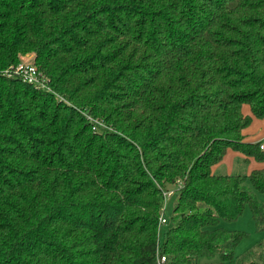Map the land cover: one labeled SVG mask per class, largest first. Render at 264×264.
<instances>
[{
	"label": "trees",
	"instance_id": "obj_1",
	"mask_svg": "<svg viewBox=\"0 0 264 264\" xmlns=\"http://www.w3.org/2000/svg\"><path fill=\"white\" fill-rule=\"evenodd\" d=\"M26 52L47 89L4 73ZM254 119L264 0H0V264H233L219 222L264 229V166L211 168L264 163Z\"/></svg>",
	"mask_w": 264,
	"mask_h": 264
},
{
	"label": "rangeland",
	"instance_id": "obj_2",
	"mask_svg": "<svg viewBox=\"0 0 264 264\" xmlns=\"http://www.w3.org/2000/svg\"><path fill=\"white\" fill-rule=\"evenodd\" d=\"M32 52L23 53L20 57V61L24 60V57L31 56ZM25 54V55H24ZM19 61V62H20ZM35 62V60H34ZM36 64V63H35ZM6 70H4L5 73ZM91 117V116H90ZM99 126L101 128H107L104 124ZM95 127V126H93ZM240 154V153H239ZM253 166V162L246 163L242 161L237 156L228 157L226 161L221 162L215 169V174H247L250 172ZM180 181L176 184H167L166 190L172 191V194L166 198L165 206L163 209L164 217L167 222L160 226L159 229L164 230L171 225L172 221L170 216L173 213V207L176 202L177 192L176 187L179 186ZM245 185L249 188L250 192L261 202H264V195L254 189L250 182L245 181ZM164 203V201H163ZM219 225L227 230H238L245 232V236L240 240V242L233 247V253L235 255V260L233 264H250V263H262L264 262V229H257L254 220L251 216L249 207L246 205L241 215L231 221L221 220ZM162 239V234L160 232V238ZM219 256L215 255L213 257H202L200 261H217Z\"/></svg>",
	"mask_w": 264,
	"mask_h": 264
},
{
	"label": "built area",
	"instance_id": "obj_3",
	"mask_svg": "<svg viewBox=\"0 0 264 264\" xmlns=\"http://www.w3.org/2000/svg\"><path fill=\"white\" fill-rule=\"evenodd\" d=\"M5 70V74H7L8 76L19 77L23 81L34 85L36 88L47 89V82L49 79L41 70L38 69L37 65L35 64L33 52L31 53V56L26 55L23 61L18 62L16 65H11ZM89 119L92 120L90 117ZM260 147L261 149H264V142L261 143ZM171 194L172 191H168L166 189L163 192L164 203L159 215V227L167 222V219L164 217L163 214V209L165 206L166 198L169 197ZM154 264H168L167 255L160 253L158 248L156 250Z\"/></svg>",
	"mask_w": 264,
	"mask_h": 264
},
{
	"label": "crops",
	"instance_id": "obj_4",
	"mask_svg": "<svg viewBox=\"0 0 264 264\" xmlns=\"http://www.w3.org/2000/svg\"><path fill=\"white\" fill-rule=\"evenodd\" d=\"M244 136H245V140L247 141H255V140H259V139H264V121L263 120H259V119H254L252 122V125L247 128L244 132ZM232 157V156H237L242 161L244 160V156L242 154H239L238 152H235L233 150H228L227 154L225 155V157L223 158V160L221 162H224L227 160L228 157ZM217 163L215 165L212 166L211 171L214 172V169L221 163ZM246 163H251L253 162V166L251 168V170L253 168H258V167H262L264 166V163H257L254 160L250 159L249 161H245Z\"/></svg>",
	"mask_w": 264,
	"mask_h": 264
}]
</instances>
